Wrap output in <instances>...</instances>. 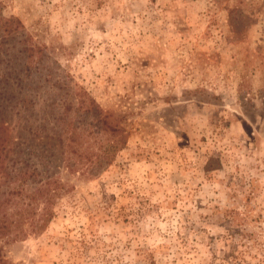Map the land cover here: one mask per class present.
Masks as SVG:
<instances>
[{
  "label": "rangeland",
  "instance_id": "1",
  "mask_svg": "<svg viewBox=\"0 0 264 264\" xmlns=\"http://www.w3.org/2000/svg\"><path fill=\"white\" fill-rule=\"evenodd\" d=\"M2 147L64 186L6 264H264V0H0Z\"/></svg>",
  "mask_w": 264,
  "mask_h": 264
},
{
  "label": "trees",
  "instance_id": "2",
  "mask_svg": "<svg viewBox=\"0 0 264 264\" xmlns=\"http://www.w3.org/2000/svg\"><path fill=\"white\" fill-rule=\"evenodd\" d=\"M102 123L104 125L105 121ZM111 129L114 132L116 131L114 133L115 138H111L108 142V146L112 150L95 154L98 166L83 167L78 173L86 175L87 177L95 176L101 169L100 165L101 167L108 165L114 158V151L126 143V133L123 134L119 128ZM65 139H67L66 141L69 147H74L72 146L74 140H71L70 136L64 137ZM64 140L60 139V142ZM3 150L4 147H2L0 152H3ZM71 151L76 153L74 150ZM29 154L28 152V156L22 158H28L22 161V166L10 169L3 168L1 170V176L9 181V188L4 194L0 193V239L22 240L27 236L26 227L30 228L33 232L43 231L54 215L52 204L64 188L59 168L54 164L56 162L55 156L50 159L40 154L37 158L39 161L36 160V164L30 165L31 155ZM5 155H7V150L5 151ZM11 157L12 164L20 160L18 155ZM77 157L78 159L75 160L78 162L82 161V159L92 161L90 157L81 153H77ZM75 160L70 162V158H66L69 173L78 171L73 167L76 162ZM11 207H13V212H9ZM0 262L6 264L1 256Z\"/></svg>",
  "mask_w": 264,
  "mask_h": 264
}]
</instances>
